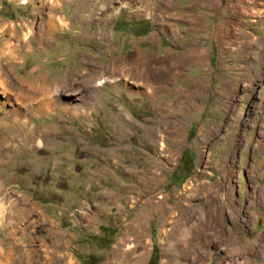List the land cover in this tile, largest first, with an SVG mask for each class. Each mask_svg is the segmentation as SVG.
I'll return each instance as SVG.
<instances>
[{"label": "rangeland", "instance_id": "374dc122", "mask_svg": "<svg viewBox=\"0 0 264 264\" xmlns=\"http://www.w3.org/2000/svg\"><path fill=\"white\" fill-rule=\"evenodd\" d=\"M51 2L0 0L25 37L0 84L5 264H264V32L225 65L229 14L201 0ZM36 83L47 110L21 94ZM203 200L216 233L183 251L171 216Z\"/></svg>", "mask_w": 264, "mask_h": 264}, {"label": "bare ground", "instance_id": "6f19581e", "mask_svg": "<svg viewBox=\"0 0 264 264\" xmlns=\"http://www.w3.org/2000/svg\"><path fill=\"white\" fill-rule=\"evenodd\" d=\"M51 1H52L51 5L54 6L56 0H51ZM55 25H56V20L54 19L53 16H50V20H49V24H48L49 28L51 29V28L55 27ZM0 40H4L3 45L0 46V84L4 88L5 92H9L10 88H8L6 85L7 83H10L9 82L10 81V69H9L8 65L17 57L18 51L20 50L21 47H23V44H24L23 42L25 40V37L15 34L13 31V27L11 25H9V24H2L1 25V23H0ZM81 81H83V85L86 89L91 87V85L93 83V80L88 79V78H84V80H81ZM104 82H105V79L101 80L98 85L102 86V84ZM28 88H29L28 91L22 89L21 94L23 96H27L28 98H30V100L34 99V96H33L34 94H41L42 97L37 101L36 107L38 110H47L52 103V99L48 96V92L51 91L52 88L46 87L45 85L38 84V83L33 84V85L29 86ZM74 88L75 87H74L73 80L72 79H66L63 82L57 83L55 92L58 93L61 90L62 91H73ZM55 102H56V100H55ZM225 167H228V164H226ZM227 176L225 178V183L222 182L224 185L222 183H220V184H218L219 188L216 186L218 189L221 190V188L227 187L229 185V182H227ZM205 188H208V187H205ZM188 189L191 192L192 198L197 197L201 193V190H202V188L198 189V190H195L192 188H188ZM207 191H213V188L210 187L209 189H207ZM212 193L213 194L216 193V190ZM206 204H207V202L203 200L199 205H188L186 208H184L178 214L171 216V218H174L175 220L177 219V223H178V226L173 229V234H174L173 239L175 241H177V243L181 246L180 248H182L183 251H186V249H189V241L191 240L192 237L203 236V235L211 236V235H213V233H210L211 231L216 233V231L214 230V227H213L214 225H211V223H209L210 222L209 219H212L213 216L210 214H207L205 212L206 207H208ZM210 205L211 206H209V207L211 209H214V208H217L218 204L213 202ZM242 221H244V220L241 219L240 222H242ZM217 232L222 234V232H219L218 230H217ZM166 234L167 233H165L164 235H166ZM218 236H219V234H218ZM168 244H170V243H168ZM255 246H256V244H255ZM244 249L245 248L242 246L235 245V250L243 252ZM186 252H188V251H186ZM245 253L247 254V252H245ZM1 256L2 255H0V264H5L6 260L9 263L12 259L11 255H6V257L4 259Z\"/></svg>", "mask_w": 264, "mask_h": 264}, {"label": "crops", "instance_id": "0c3cea01", "mask_svg": "<svg viewBox=\"0 0 264 264\" xmlns=\"http://www.w3.org/2000/svg\"><path fill=\"white\" fill-rule=\"evenodd\" d=\"M201 1L206 10L214 8L217 12L226 11L229 14L220 17L215 28L216 46L228 48L231 53L228 57L222 56V62L225 65L248 62L241 59L242 55L247 53L241 50L247 47L242 42H251L250 37H256L257 45L260 43L264 32V0H248L250 4L245 2L246 0H226L222 6L216 0L214 6L210 0ZM234 42L242 44L233 45Z\"/></svg>", "mask_w": 264, "mask_h": 264}]
</instances>
